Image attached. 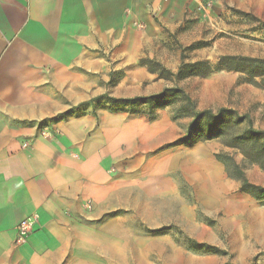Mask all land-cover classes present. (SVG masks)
<instances>
[{
  "label": "crops",
  "instance_id": "0c3cea01",
  "mask_svg": "<svg viewBox=\"0 0 264 264\" xmlns=\"http://www.w3.org/2000/svg\"><path fill=\"white\" fill-rule=\"evenodd\" d=\"M204 2L0 0V264H130L134 248L139 264L264 256V201L228 176L218 138L181 143L191 117L112 100L172 86L149 62L178 71L174 34L227 10L264 19V0H214L210 13ZM235 160L264 188V168ZM155 199L176 200L184 230L225 253L169 241L159 263L149 260L155 242L134 244L130 219L147 224ZM32 216L31 234L17 242V226Z\"/></svg>",
  "mask_w": 264,
  "mask_h": 264
},
{
  "label": "rangeland",
  "instance_id": "374dc122",
  "mask_svg": "<svg viewBox=\"0 0 264 264\" xmlns=\"http://www.w3.org/2000/svg\"><path fill=\"white\" fill-rule=\"evenodd\" d=\"M214 4V2H213ZM212 4V6H213ZM212 6L203 8V12H211ZM174 34L171 39L170 58L172 59V45L180 49L182 63L195 62L199 60L208 61L213 66L217 65L219 60L224 57H252L264 59V19L251 12L225 11L218 18L212 19L203 24H195L186 30ZM231 61H226L225 66H233ZM149 67L157 73L169 70L160 62L150 60ZM245 67L250 68L249 65ZM172 71V70H170ZM177 73V71H172ZM165 80L172 83V86L182 87L196 102L198 109L211 108L218 110L221 107L233 109L242 115H248L255 128L264 130V87L261 84L260 77H251L245 72L223 67L206 77L192 76L184 79H178L176 76ZM179 104L171 105L175 114ZM228 116V115H227ZM248 121L237 123V118L232 115L228 124V129L217 141L222 143L227 150L221 152L225 156H231L234 159L242 160L241 163L253 164L250 156L254 154V147L249 143L243 142L233 147L236 135L242 134L248 128ZM263 142V140H261ZM230 146H229V145ZM228 145V146H227ZM262 148V147H260ZM263 149V148H262ZM259 163L264 164V152L258 153ZM184 195L192 199L190 188L182 187ZM178 202L172 199L153 200L150 202L148 223L141 221V218L133 216L130 226L133 231V242L149 237V242L154 241L153 247L149 244V260L159 263L158 252L168 247V242L173 241L177 246L188 249L191 246L190 240H195L185 230L183 223H179L177 218L176 205ZM158 206L159 209L156 208ZM158 211L160 218L156 217ZM200 218L204 214L201 208H198ZM210 218L214 219L213 216ZM153 220V221H152ZM165 222V223H164ZM158 223L163 224L158 226ZM158 229H163L158 233ZM147 232V234H145ZM220 235L226 240V234ZM146 252V251H145ZM187 254V253H186ZM140 249H133L134 260L140 261ZM189 256V255H188ZM146 257V256H145ZM206 258V257H204ZM226 263L232 264H264V256H253L243 261L234 254H228L225 258ZM211 264V263H210Z\"/></svg>",
  "mask_w": 264,
  "mask_h": 264
},
{
  "label": "trees",
  "instance_id": "16d2710c",
  "mask_svg": "<svg viewBox=\"0 0 264 264\" xmlns=\"http://www.w3.org/2000/svg\"><path fill=\"white\" fill-rule=\"evenodd\" d=\"M226 61H231L234 65L226 67ZM246 65H249L250 68L245 67ZM223 67L245 72L251 77H260L261 84L258 85L264 87V59L252 57H224L221 58L215 66L203 60L186 62L179 67L177 73L164 70V72L159 73V76L167 79L173 76H176L178 79L192 76L206 77L217 70H221ZM112 100L122 107H127L131 112H135L136 107L143 105L147 106L150 110V116H153L154 111L158 108L179 104L180 106H178L175 111L174 119L191 117L185 135L179 140V142L187 145L222 137L228 129V124L232 115H234L237 118V123L247 120L249 126L242 134L236 135L235 139L237 142L232 146L239 147L238 145H240L243 140L253 146L255 151L250 158L254 163H259L258 153L264 152V130L255 128L253 120L248 115L239 114L238 111L225 107H221L216 111L211 108L198 109L195 100L182 87L169 86L156 94L134 96L124 99L112 98ZM261 140H263V142H261ZM216 157L225 164L228 176L237 178L241 181V191L251 194L258 200L264 201V188L248 180L243 166L237 163L231 156H225L220 153L217 154ZM260 166L264 168L263 162H260ZM162 231L164 230L158 229L157 232L162 233ZM190 242L192 244L189 249L195 252L205 254L225 253V251L217 247L208 246L192 239Z\"/></svg>",
  "mask_w": 264,
  "mask_h": 264
},
{
  "label": "built area",
  "instance_id": "2783aa9c",
  "mask_svg": "<svg viewBox=\"0 0 264 264\" xmlns=\"http://www.w3.org/2000/svg\"><path fill=\"white\" fill-rule=\"evenodd\" d=\"M214 0H205L203 3V8H209L212 6ZM36 221V217L32 216L30 218L25 219L17 226V237L16 241L19 243L25 242L28 236L31 234L33 230V225Z\"/></svg>",
  "mask_w": 264,
  "mask_h": 264
}]
</instances>
